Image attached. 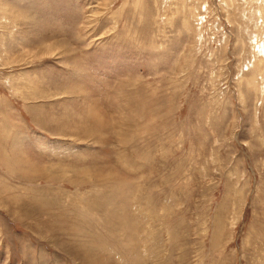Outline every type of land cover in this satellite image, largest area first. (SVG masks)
Returning a JSON list of instances; mask_svg holds the SVG:
<instances>
[{
    "label": "rangeland",
    "instance_id": "374dc122",
    "mask_svg": "<svg viewBox=\"0 0 264 264\" xmlns=\"http://www.w3.org/2000/svg\"><path fill=\"white\" fill-rule=\"evenodd\" d=\"M0 264H264V0H0Z\"/></svg>",
    "mask_w": 264,
    "mask_h": 264
}]
</instances>
